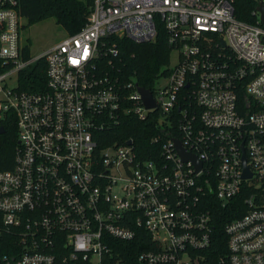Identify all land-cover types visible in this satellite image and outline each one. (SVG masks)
<instances>
[{
    "label": "built area",
    "instance_id": "2783aa9c",
    "mask_svg": "<svg viewBox=\"0 0 264 264\" xmlns=\"http://www.w3.org/2000/svg\"><path fill=\"white\" fill-rule=\"evenodd\" d=\"M18 1L0 0V135L12 118L17 134L0 169V264H117L114 240L140 228L139 264H264V0H247L248 20L238 0H93L77 31L37 55L20 41ZM159 29L177 61L146 106L115 64V39ZM40 59L44 88H21ZM130 116L153 122L156 158L137 155L131 136L99 145V131ZM226 210L237 215L215 259Z\"/></svg>",
    "mask_w": 264,
    "mask_h": 264
},
{
    "label": "trees",
    "instance_id": "16d2710c",
    "mask_svg": "<svg viewBox=\"0 0 264 264\" xmlns=\"http://www.w3.org/2000/svg\"><path fill=\"white\" fill-rule=\"evenodd\" d=\"M247 0L237 1V15L243 19H249L252 5ZM246 3V4H245ZM93 0H19L18 9L26 24H32L47 17H54L66 33H74L86 21L91 10ZM119 49L120 58L115 64L126 70L127 77L135 78L139 84L152 87V83L158 73L168 62L170 47L166 43L165 33L159 29L153 40L145 42H134L129 38L115 39ZM99 71L114 73L106 61L97 65ZM20 87L23 89H43L45 85L44 60L37 61L33 68L26 74L20 76ZM154 132V124L150 119L137 120L127 117L120 123L97 133L99 145L110 144L113 141L123 142L127 137L133 138L137 155L142 158H156L158 144L151 141ZM17 134L13 118L5 124V132L0 135V169L10 168L13 165V151L17 141ZM227 210L223 212V218L217 221V240L213 245V257L226 251V236L223 232V224L231 216ZM149 233L140 228L135 239L131 241L114 240L113 260L117 264H139L137 254L148 247ZM215 264L214 262H211Z\"/></svg>",
    "mask_w": 264,
    "mask_h": 264
},
{
    "label": "rangeland",
    "instance_id": "374dc122",
    "mask_svg": "<svg viewBox=\"0 0 264 264\" xmlns=\"http://www.w3.org/2000/svg\"><path fill=\"white\" fill-rule=\"evenodd\" d=\"M22 27L19 31L21 43H27L31 55H37L46 50L50 45L59 41L67 33L56 22L55 18L47 17L32 24H26L24 17L21 18ZM177 61L174 51L169 53L167 64L173 66Z\"/></svg>",
    "mask_w": 264,
    "mask_h": 264
},
{
    "label": "water",
    "instance_id": "95a60500",
    "mask_svg": "<svg viewBox=\"0 0 264 264\" xmlns=\"http://www.w3.org/2000/svg\"><path fill=\"white\" fill-rule=\"evenodd\" d=\"M258 10L260 11L261 13V20L264 24V6H261L259 5L258 6ZM138 88L142 94V98H143V101L144 103L146 104V106H152L155 104V101L152 97V94H151V91L148 87H144L142 85H138ZM3 131V126H0V132ZM129 142V141H128ZM174 146H175V149L176 151L178 152V154L180 155V157L183 159V160H186L187 158H190L194 163H195V166L196 168H200L201 164H200V161L197 160V158L195 157L194 154L186 151L182 145H181V142L179 141V139H174ZM249 172L248 170L245 168L244 169V172H243V175H248Z\"/></svg>",
    "mask_w": 264,
    "mask_h": 264
}]
</instances>
